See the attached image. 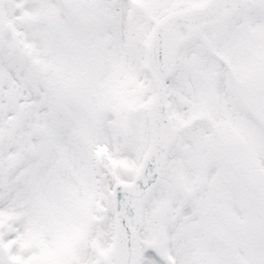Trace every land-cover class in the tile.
Here are the masks:
<instances>
[{"label":"snow or ice","instance_id":"obj_1","mask_svg":"<svg viewBox=\"0 0 264 264\" xmlns=\"http://www.w3.org/2000/svg\"><path fill=\"white\" fill-rule=\"evenodd\" d=\"M0 264H264V0H0Z\"/></svg>","mask_w":264,"mask_h":264}]
</instances>
